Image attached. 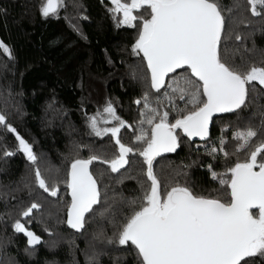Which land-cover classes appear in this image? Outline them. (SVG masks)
Masks as SVG:
<instances>
[{"label":"snow or ice","instance_id":"6c2138e0","mask_svg":"<svg viewBox=\"0 0 264 264\" xmlns=\"http://www.w3.org/2000/svg\"><path fill=\"white\" fill-rule=\"evenodd\" d=\"M108 3L111 6L106 12L115 27L135 32L130 55L138 61L128 67L131 78L142 84L144 91L134 100L139 116L135 126L117 114L112 100L106 101L102 112L89 116L85 111L87 134L108 137L116 150L109 158L92 144L76 145L62 178L70 196V201H65L67 225L81 232L97 215L106 219L112 234L101 228L93 233V241L133 255L135 264H264V104L259 103L264 95V51L259 66L245 59L246 47L243 52L235 48L228 54L231 24L242 7L239 0L227 9L220 0ZM246 4L252 16L264 19V0H246ZM62 8H66L65 0H41L39 11L47 19L59 17ZM88 19L87 15L78 17ZM70 25L87 40L78 22L70 21ZM235 40L242 42L243 38L236 34ZM0 50L15 60L2 40ZM253 105L256 110L249 112ZM220 114H233L236 121L226 123L213 140L210 126L214 117L223 119ZM232 123L235 127L230 128ZM0 127L13 134L17 142L12 150L0 145L3 157L19 153L31 166L34 179L22 178L23 188L30 196L39 189L59 200L60 170L52 175L51 169H41L34 145L9 122L5 112H0ZM121 129L131 130L134 141L123 142ZM196 137L203 144H196L195 151L203 148L204 156L211 158L206 168L218 188L206 189L192 179L190 169L205 166L200 157L177 166L166 180L157 174L158 157L175 153L185 138L192 141ZM85 149L87 155L82 154ZM132 157L141 158L140 173L121 174L119 182L136 179L139 194L121 196L118 202L114 200L117 207L113 208L108 205L106 191L102 197L100 182L90 166L98 162L107 165L111 173H121V169L127 172ZM221 165L223 170L217 171ZM42 207L34 201L20 215L30 220ZM13 228L27 237L30 248L42 243L20 219ZM89 246L93 252L91 256L85 254L87 264L106 254L103 249L96 251L92 241Z\"/></svg>","mask_w":264,"mask_h":264},{"label":"trees","instance_id":"16d2710c","mask_svg":"<svg viewBox=\"0 0 264 264\" xmlns=\"http://www.w3.org/2000/svg\"><path fill=\"white\" fill-rule=\"evenodd\" d=\"M220 2L227 9L235 0ZM65 3L66 8L61 9L59 17L45 20L39 11L40 0H0V40L15 57L14 61L10 60L0 50V112H5L9 122L34 145L41 169H51L52 175L59 169L61 175L59 200L39 189L30 196L21 182L22 178L24 181L34 179L29 162L19 153L4 158L0 147V264H87L85 254L91 256L93 252L90 241L95 244L96 251L103 249L106 253L100 255L94 264H135L133 255L93 241V233L101 228L109 236L112 234L106 219L97 215L81 232L67 225L65 201H70V196L62 182L78 143L92 144L99 154L109 158L116 150L114 141L108 137L101 139L87 134L85 111L93 115L98 102L106 97V100L113 101L117 114L128 123L135 126L139 118L134 100L141 97L144 86L131 78L128 67L138 61L137 57L130 55L135 32L115 27L106 12V7L111 6L108 0L103 4L101 0H65ZM239 3L242 7L231 24L233 32L232 39L227 41L228 54L231 55L235 48L243 52L246 47L249 51L243 52L245 59L259 66L264 51V19L251 15L246 0H239ZM80 15H87L89 19L78 20ZM70 21L79 23L87 40L72 30ZM236 34L242 36V42L235 40ZM126 47L128 51H125ZM236 59L239 63L238 55ZM259 103L264 104V95ZM255 110L253 105L249 112ZM220 115L223 119L214 117L210 126L213 140L226 123L236 121L233 114ZM258 121L259 117L256 118ZM229 126L233 128L235 123ZM240 127H244L243 122ZM121 135L125 143L134 141L131 130L121 129ZM231 136L229 131V141ZM0 137L3 138L0 145L6 144L9 150L15 148L14 135L2 127ZM196 144H203V141H187L185 138V143L175 153L158 157L156 171L159 178L166 180L177 166L191 164L200 157L205 166L194 165L190 169L192 179L206 189L218 188L206 168V164L212 162L211 158L204 156L203 148L197 153ZM82 154L87 155V149ZM139 159V162L135 161ZM90 167L100 182L102 197L106 191L108 205L113 208L117 207L114 200L118 202L121 196L131 198L139 194L136 179L119 181L121 174L138 176L141 158L132 157L130 168L126 166L129 168L127 172L121 169V173H111L107 165L98 162ZM216 170L222 171V165ZM111 192L117 196L111 198ZM34 201L43 205L41 210L34 211L30 220L22 217L21 211ZM17 219L39 235L42 243L30 248L27 237L13 228Z\"/></svg>","mask_w":264,"mask_h":264},{"label":"rangeland","instance_id":"374dc122","mask_svg":"<svg viewBox=\"0 0 264 264\" xmlns=\"http://www.w3.org/2000/svg\"><path fill=\"white\" fill-rule=\"evenodd\" d=\"M40 4H41V0H40ZM60 11H61V10H60ZM41 16H42V15H41ZM42 18L46 20V18H44L43 16H42ZM51 18H55V17H49V18H47V19H51ZM106 101H108V100H106V97H104V98H102V99L98 102L97 110H96L95 113H97V111H100V112L103 111V107L105 106ZM95 113H94V114H95ZM89 116H91V115H89ZM84 120H85V119H84ZM87 130H88V128H87ZM88 131H89V130H88ZM135 161L139 162L140 159H139V160H135ZM159 164H161V163H159ZM115 196H117L116 193L111 192V198H114ZM69 240H70V242L73 241L72 238L69 239Z\"/></svg>","mask_w":264,"mask_h":264},{"label":"water","instance_id":"95a60500","mask_svg":"<svg viewBox=\"0 0 264 264\" xmlns=\"http://www.w3.org/2000/svg\"><path fill=\"white\" fill-rule=\"evenodd\" d=\"M193 140H196V141H201L198 137L196 138H193Z\"/></svg>","mask_w":264,"mask_h":264},{"label":"flooded vegetation","instance_id":"af4514ba","mask_svg":"<svg viewBox=\"0 0 264 264\" xmlns=\"http://www.w3.org/2000/svg\"><path fill=\"white\" fill-rule=\"evenodd\" d=\"M196 141V140H195Z\"/></svg>","mask_w":264,"mask_h":264}]
</instances>
